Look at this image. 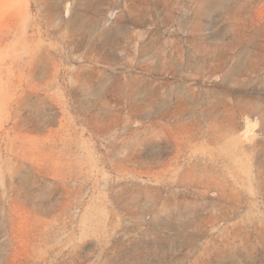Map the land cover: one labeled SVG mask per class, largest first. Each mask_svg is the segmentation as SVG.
I'll return each mask as SVG.
<instances>
[{"label": "rangeland", "instance_id": "1", "mask_svg": "<svg viewBox=\"0 0 264 264\" xmlns=\"http://www.w3.org/2000/svg\"><path fill=\"white\" fill-rule=\"evenodd\" d=\"M0 264H264V0H0Z\"/></svg>", "mask_w": 264, "mask_h": 264}]
</instances>
